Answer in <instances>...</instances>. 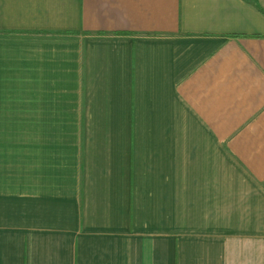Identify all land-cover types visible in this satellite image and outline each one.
<instances>
[{"label":"crops","instance_id":"0c3cea01","mask_svg":"<svg viewBox=\"0 0 264 264\" xmlns=\"http://www.w3.org/2000/svg\"><path fill=\"white\" fill-rule=\"evenodd\" d=\"M0 264H264V0H0Z\"/></svg>","mask_w":264,"mask_h":264}]
</instances>
